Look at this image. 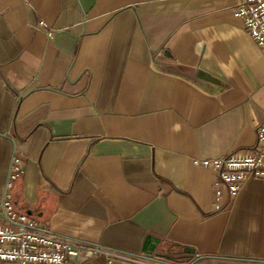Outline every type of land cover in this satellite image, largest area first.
<instances>
[{
  "label": "crops",
  "instance_id": "1",
  "mask_svg": "<svg viewBox=\"0 0 264 264\" xmlns=\"http://www.w3.org/2000/svg\"><path fill=\"white\" fill-rule=\"evenodd\" d=\"M236 1L0 0V193L16 148V207L103 250L70 264H264V179L217 211L198 162L251 149L264 119ZM147 236L195 254L148 256Z\"/></svg>",
  "mask_w": 264,
  "mask_h": 264
},
{
  "label": "built area",
  "instance_id": "2",
  "mask_svg": "<svg viewBox=\"0 0 264 264\" xmlns=\"http://www.w3.org/2000/svg\"><path fill=\"white\" fill-rule=\"evenodd\" d=\"M234 13L244 21L248 33L264 53V0H237ZM255 132L256 143L251 149L198 161L215 174L213 199L217 211L229 209L249 178L264 179V119ZM23 172L22 157L15 148L0 193V264H70L75 258L91 259L100 254L103 251L100 247L57 235L48 222L16 207L12 188Z\"/></svg>",
  "mask_w": 264,
  "mask_h": 264
},
{
  "label": "water",
  "instance_id": "3",
  "mask_svg": "<svg viewBox=\"0 0 264 264\" xmlns=\"http://www.w3.org/2000/svg\"><path fill=\"white\" fill-rule=\"evenodd\" d=\"M166 54H169V52H166ZM159 244H160V239L153 236H147L143 246V252L148 256L156 255L159 258L170 259L181 262L190 261L195 254L194 249L188 247H185L181 252H179L178 256H173V254L175 253H172L170 249H166L165 252L164 251L156 252Z\"/></svg>",
  "mask_w": 264,
  "mask_h": 264
}]
</instances>
